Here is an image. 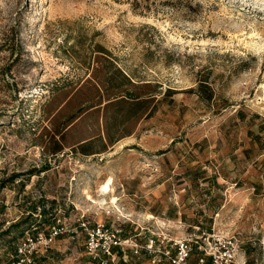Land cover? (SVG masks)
Wrapping results in <instances>:
<instances>
[{
  "label": "rangeland",
  "instance_id": "rangeland-1",
  "mask_svg": "<svg viewBox=\"0 0 264 264\" xmlns=\"http://www.w3.org/2000/svg\"><path fill=\"white\" fill-rule=\"evenodd\" d=\"M112 64L137 100H107ZM98 222L264 264V0H0V264L53 226L32 264H98Z\"/></svg>",
  "mask_w": 264,
  "mask_h": 264
},
{
  "label": "built area",
  "instance_id": "built-area-1",
  "mask_svg": "<svg viewBox=\"0 0 264 264\" xmlns=\"http://www.w3.org/2000/svg\"><path fill=\"white\" fill-rule=\"evenodd\" d=\"M87 237L86 249L98 264H117L118 257L123 251L130 249L135 253L144 250L153 257L157 264H248L237 259L238 240L220 236L218 233L202 230L194 235L195 244L191 239L174 240L170 249L160 248L165 241L156 242L149 239L144 244L122 238L118 230H113L108 224L98 222L93 227L83 224ZM63 229L53 226L48 234L37 233L25 236L16 247L17 264H32L33 255L41 247L48 248L51 242L63 234ZM193 237V238H194ZM169 241V240H168ZM196 257L193 258L194 253Z\"/></svg>",
  "mask_w": 264,
  "mask_h": 264
},
{
  "label": "trees",
  "instance_id": "trees-1",
  "mask_svg": "<svg viewBox=\"0 0 264 264\" xmlns=\"http://www.w3.org/2000/svg\"><path fill=\"white\" fill-rule=\"evenodd\" d=\"M113 69L114 73L118 75V79L115 78V76L108 77L107 83L111 85L112 91L108 94V101H112L115 99V101H125L126 99L129 100H137L139 96H137L134 92H132L129 88V86L134 85L132 82L131 78L128 75H125L119 68H117L114 64ZM120 79V82L118 81ZM149 84V83H148ZM151 96H149L148 100H151ZM111 103V102H109ZM16 180V177L10 179V182H13ZM46 212V211H44ZM27 218L21 219L15 224H12L11 226L8 227L7 230L4 231L5 234H8L9 231L13 228H18L21 224L24 222H27ZM249 264V262L247 261Z\"/></svg>",
  "mask_w": 264,
  "mask_h": 264
},
{
  "label": "bare ground",
  "instance_id": "bare-ground-1",
  "mask_svg": "<svg viewBox=\"0 0 264 264\" xmlns=\"http://www.w3.org/2000/svg\"><path fill=\"white\" fill-rule=\"evenodd\" d=\"M152 217V216H151Z\"/></svg>",
  "mask_w": 264,
  "mask_h": 264
}]
</instances>
